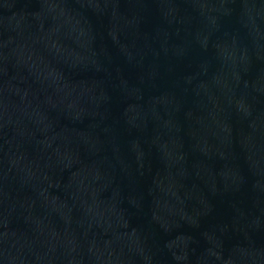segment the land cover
Returning a JSON list of instances; mask_svg holds the SVG:
<instances>
[{
    "label": "water",
    "instance_id": "water-1",
    "mask_svg": "<svg viewBox=\"0 0 264 264\" xmlns=\"http://www.w3.org/2000/svg\"><path fill=\"white\" fill-rule=\"evenodd\" d=\"M0 264H264V0H0Z\"/></svg>",
    "mask_w": 264,
    "mask_h": 264
}]
</instances>
